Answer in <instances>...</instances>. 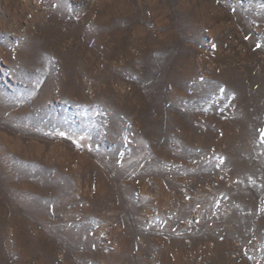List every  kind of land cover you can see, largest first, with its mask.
I'll list each match as a JSON object with an SVG mask.
<instances>
[{
    "label": "rangeland",
    "instance_id": "obj_1",
    "mask_svg": "<svg viewBox=\"0 0 264 264\" xmlns=\"http://www.w3.org/2000/svg\"><path fill=\"white\" fill-rule=\"evenodd\" d=\"M261 129L264 0H0V264H264Z\"/></svg>",
    "mask_w": 264,
    "mask_h": 264
},
{
    "label": "snow or ice",
    "instance_id": "obj_2",
    "mask_svg": "<svg viewBox=\"0 0 264 264\" xmlns=\"http://www.w3.org/2000/svg\"><path fill=\"white\" fill-rule=\"evenodd\" d=\"M260 132H261V142L264 143V129H261ZM60 135L63 136L64 133H60Z\"/></svg>",
    "mask_w": 264,
    "mask_h": 264
}]
</instances>
